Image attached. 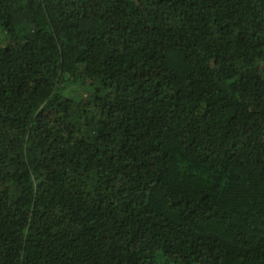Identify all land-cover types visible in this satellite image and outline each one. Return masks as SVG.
Segmentation results:
<instances>
[{"label": "trees", "instance_id": "1", "mask_svg": "<svg viewBox=\"0 0 264 264\" xmlns=\"http://www.w3.org/2000/svg\"><path fill=\"white\" fill-rule=\"evenodd\" d=\"M0 264H264V0H0Z\"/></svg>", "mask_w": 264, "mask_h": 264}]
</instances>
